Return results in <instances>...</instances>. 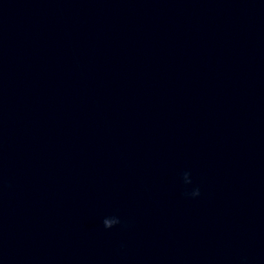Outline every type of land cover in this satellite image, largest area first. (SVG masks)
Returning <instances> with one entry per match:
<instances>
[{
    "label": "water",
    "instance_id": "95a60500",
    "mask_svg": "<svg viewBox=\"0 0 264 264\" xmlns=\"http://www.w3.org/2000/svg\"><path fill=\"white\" fill-rule=\"evenodd\" d=\"M0 264H264V0H0Z\"/></svg>",
    "mask_w": 264,
    "mask_h": 264
},
{
    "label": "clouds",
    "instance_id": "9594fccd",
    "mask_svg": "<svg viewBox=\"0 0 264 264\" xmlns=\"http://www.w3.org/2000/svg\"><path fill=\"white\" fill-rule=\"evenodd\" d=\"M183 195L185 197L195 199L201 195V189L199 186H196L191 191H185L183 193ZM121 223H122V221H121L120 217H117L116 219H113L112 221H106L104 228L109 229L110 227L119 225Z\"/></svg>",
    "mask_w": 264,
    "mask_h": 264
}]
</instances>
